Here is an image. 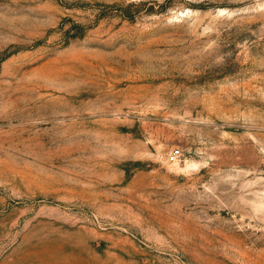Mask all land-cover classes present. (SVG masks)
<instances>
[{
	"label": "rangeland",
	"instance_id": "obj_1",
	"mask_svg": "<svg viewBox=\"0 0 264 264\" xmlns=\"http://www.w3.org/2000/svg\"><path fill=\"white\" fill-rule=\"evenodd\" d=\"M0 264H264V0H0Z\"/></svg>",
	"mask_w": 264,
	"mask_h": 264
},
{
	"label": "built area",
	"instance_id": "obj_2",
	"mask_svg": "<svg viewBox=\"0 0 264 264\" xmlns=\"http://www.w3.org/2000/svg\"><path fill=\"white\" fill-rule=\"evenodd\" d=\"M181 155V150L179 148H174L169 152V159L176 160Z\"/></svg>",
	"mask_w": 264,
	"mask_h": 264
}]
</instances>
